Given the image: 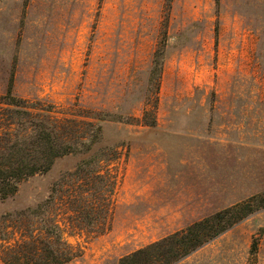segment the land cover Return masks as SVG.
Wrapping results in <instances>:
<instances>
[{"label": "rangeland", "instance_id": "1", "mask_svg": "<svg viewBox=\"0 0 264 264\" xmlns=\"http://www.w3.org/2000/svg\"><path fill=\"white\" fill-rule=\"evenodd\" d=\"M8 92L53 107L59 124L97 141L0 198V264L43 220L64 219L60 203L42 218L30 211L84 161L74 181L115 183L90 196L111 215L68 224L77 256L68 264H119L264 194V0H0V95ZM176 264H264V209Z\"/></svg>", "mask_w": 264, "mask_h": 264}, {"label": "trees", "instance_id": "2", "mask_svg": "<svg viewBox=\"0 0 264 264\" xmlns=\"http://www.w3.org/2000/svg\"><path fill=\"white\" fill-rule=\"evenodd\" d=\"M165 55L166 47L162 45L154 53L153 70L159 79ZM52 111L53 107L45 109L40 103L31 104L11 92L0 95V198L17 194L21 183L28 178L49 172L58 158L73 153L88 154L92 150L97 139L74 134L73 127L59 124L53 118ZM153 122L148 126L156 127L157 121ZM96 129L98 135L99 126ZM79 144L82 149H79ZM88 166L90 161H84L74 172L66 173L55 182L49 199L36 211H30L35 217L42 218L46 210L60 203L65 217L62 221L57 217L43 220L44 229L39 235L32 233L29 235L30 241L23 239L17 243V248L9 249L12 260L5 258L7 264H52L45 259L46 256L42 257L44 254L47 257L56 255L57 264H68L77 257L64 236L68 224L81 228L85 221L90 224L108 222L111 215L108 204H96L90 200V196L99 200L101 190L112 194L115 183H106L107 178L101 175L97 177L98 182L89 178L87 183L77 186L76 177L86 172ZM95 185L101 187L95 188ZM43 209L45 211H41ZM256 209H264V194L204 218L124 257L119 264H176L231 230Z\"/></svg>", "mask_w": 264, "mask_h": 264}, {"label": "crops", "instance_id": "3", "mask_svg": "<svg viewBox=\"0 0 264 264\" xmlns=\"http://www.w3.org/2000/svg\"><path fill=\"white\" fill-rule=\"evenodd\" d=\"M226 209V208H225ZM223 210V209H222ZM221 211V210H220ZM206 218V217H205ZM204 218H202L201 220H203ZM201 220H199V221H201ZM194 223H196V222H194ZM194 223H192V224H194ZM192 224H190V225H192ZM190 225H188L187 227H189ZM187 227H185V228H187ZM185 228H183V229H185ZM183 229H180V230H177L176 232H178V231H181V230H183Z\"/></svg>", "mask_w": 264, "mask_h": 264}]
</instances>
